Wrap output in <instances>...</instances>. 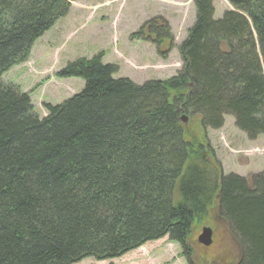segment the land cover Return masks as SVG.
I'll use <instances>...</instances> for the list:
<instances>
[{
  "label": "trees",
  "instance_id": "obj_1",
  "mask_svg": "<svg viewBox=\"0 0 264 264\" xmlns=\"http://www.w3.org/2000/svg\"><path fill=\"white\" fill-rule=\"evenodd\" d=\"M70 1L0 0V264L106 260L164 236L194 264L190 226L212 200L240 243L236 264H264V172L221 176L208 143L188 140L180 122L217 130L230 115L250 139L264 136V0H228L216 19L213 0H193L181 69L165 80L114 78L102 53L66 63L56 75L84 86L40 117L1 76ZM157 19L135 36H164L152 41H167L165 56L173 36Z\"/></svg>",
  "mask_w": 264,
  "mask_h": 264
},
{
  "label": "rangeland",
  "instance_id": "obj_2",
  "mask_svg": "<svg viewBox=\"0 0 264 264\" xmlns=\"http://www.w3.org/2000/svg\"><path fill=\"white\" fill-rule=\"evenodd\" d=\"M213 7L216 19L231 6L228 0H213ZM194 16L193 0H73L68 13L44 32L33 43L26 59L4 72L1 79L17 85L22 92H28L33 109L40 117L47 114L45 104H59L83 88L84 80L79 77L60 78L56 75L66 63L76 58L102 53V62L116 67L114 78H128L137 84L163 80L181 69L177 46L184 39ZM159 17L167 22L173 36L165 56L158 51L166 49L167 41L159 45L160 49L157 43H153L161 42L164 36L160 39L147 29L142 34L145 38L135 36L147 21L161 23ZM180 122L188 140L208 143L221 176L235 173L247 177L264 172V136L250 139L234 124L233 116H224V123L217 130H204L197 116H186V122ZM205 169L207 177L210 169L208 166ZM212 170L210 175H213ZM215 202L212 200L209 207H204V214L190 226L187 243L194 264H236L239 260L240 243L235 240L227 220L220 216ZM203 226L212 228L211 246L204 247L197 242ZM74 264L188 262L180 245L164 236L116 258L95 260L87 257Z\"/></svg>",
  "mask_w": 264,
  "mask_h": 264
},
{
  "label": "water",
  "instance_id": "obj_3",
  "mask_svg": "<svg viewBox=\"0 0 264 264\" xmlns=\"http://www.w3.org/2000/svg\"><path fill=\"white\" fill-rule=\"evenodd\" d=\"M181 121L186 122V116H182ZM198 241L203 245H209L211 242V229L208 227H203L201 234L198 236Z\"/></svg>",
  "mask_w": 264,
  "mask_h": 264
},
{
  "label": "flooded vegetation",
  "instance_id": "obj_4",
  "mask_svg": "<svg viewBox=\"0 0 264 264\" xmlns=\"http://www.w3.org/2000/svg\"><path fill=\"white\" fill-rule=\"evenodd\" d=\"M217 257H219V256H217ZM217 257H216V258H217ZM214 258H215V257H214ZM214 258H213V259H214Z\"/></svg>",
  "mask_w": 264,
  "mask_h": 264
}]
</instances>
